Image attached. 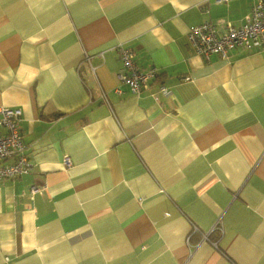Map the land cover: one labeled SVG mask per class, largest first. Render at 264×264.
Returning <instances> with one entry per match:
<instances>
[{"label":"crops","instance_id":"0c3cea01","mask_svg":"<svg viewBox=\"0 0 264 264\" xmlns=\"http://www.w3.org/2000/svg\"><path fill=\"white\" fill-rule=\"evenodd\" d=\"M256 1L0 0V107L31 164L0 181V264H264V48L187 37ZM120 48L157 70L138 94Z\"/></svg>","mask_w":264,"mask_h":264},{"label":"built area","instance_id":"2783aa9c","mask_svg":"<svg viewBox=\"0 0 264 264\" xmlns=\"http://www.w3.org/2000/svg\"><path fill=\"white\" fill-rule=\"evenodd\" d=\"M225 2L226 0H216ZM188 40L194 50L209 57L210 54H218L222 57L233 48L246 50L264 48V0H258L251 6L250 13L246 16L245 22L239 26L226 24V30L221 31L211 22L204 21L201 24L190 26L187 33ZM119 53L122 59L126 75H119L121 81L128 85L134 94L140 93L149 87L157 70L150 66L147 70L141 71L134 64L133 54L129 49L120 48ZM119 91V88H116ZM159 92L167 94L168 89L164 84H159ZM154 98L157 97L153 94ZM22 112L19 108L0 107V124L6 131L0 134V181L14 179L27 174L31 164L25 153L26 144L20 131V119ZM62 163L69 167L71 162L68 155H64ZM36 189L31 188L33 193ZM203 235L202 239H205Z\"/></svg>","mask_w":264,"mask_h":264},{"label":"bare ground","instance_id":"6f19581e","mask_svg":"<svg viewBox=\"0 0 264 264\" xmlns=\"http://www.w3.org/2000/svg\"><path fill=\"white\" fill-rule=\"evenodd\" d=\"M228 54H229V53H226V55H225V56H223L222 58H223V59H226V58H228Z\"/></svg>","mask_w":264,"mask_h":264},{"label":"trees","instance_id":"16d2710c","mask_svg":"<svg viewBox=\"0 0 264 264\" xmlns=\"http://www.w3.org/2000/svg\"><path fill=\"white\" fill-rule=\"evenodd\" d=\"M192 233H193V231H192Z\"/></svg>","mask_w":264,"mask_h":264}]
</instances>
